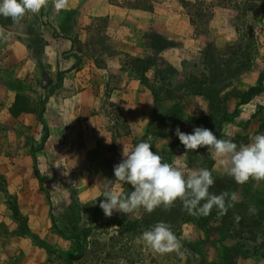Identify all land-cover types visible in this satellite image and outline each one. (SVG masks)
Wrapping results in <instances>:
<instances>
[{
    "label": "rangeland",
    "instance_id": "rangeland-1",
    "mask_svg": "<svg viewBox=\"0 0 264 264\" xmlns=\"http://www.w3.org/2000/svg\"><path fill=\"white\" fill-rule=\"evenodd\" d=\"M176 1L188 18L189 13L192 15L188 34L182 37L176 34L175 47L165 55L153 54V60L150 55L128 58L138 75H144L147 68L155 74L153 81L144 80L153 91L144 134L133 132L131 138H120L130 132L121 107L111 99L108 86L96 89L95 104L101 116L98 121L103 127L98 131L95 148L99 158L96 156L94 162L83 161L82 154L88 151V145L76 140L79 139L77 131H52L59 139L49 137L47 144L35 151L39 159L48 155L46 160L41 158L42 163L38 161L42 164L40 178L31 168L21 179L13 180L21 184L19 193L13 195L24 216L27 233H21L18 220L12 217L0 190V264H48V248L70 256L76 255L78 247L82 257L72 264H264V248L246 256L243 252L246 244L240 238H264V181L235 183L217 167L206 148L185 152L175 135L177 126L182 132L191 133L195 127H201L194 119L203 117L207 126L224 112L232 111L240 100V93L256 84L260 72L261 92L238 105V112L221 122V132L238 145L249 143L252 135L264 134V0H189L195 1L192 6ZM123 2L143 8L151 5V0ZM69 9L72 12L65 23L62 19ZM75 11L74 8L57 11L49 4L38 15L26 14L18 25H1L6 33L17 38L12 51L21 53L20 44L24 43L30 61L37 62L42 69L30 81L24 76H15L14 66L18 64L8 65L6 61L0 63V77L6 75L3 69L10 70L14 77L28 80L31 89L42 93L44 88L39 81L44 77L55 80V71L45 68L49 64L44 57L47 41L43 30L53 28V34L78 35ZM104 23L103 18L98 19L99 27ZM179 29L176 26L175 31ZM149 31H145L146 36ZM181 31L185 30L181 28ZM74 46L81 48L82 56H96L100 64L102 50L90 49L87 43ZM50 81L46 80L44 86ZM21 117L20 121L1 117L0 155L4 164H9L13 155L30 156V146L39 143L40 124L36 119L27 124L25 115ZM142 141L151 143L153 151L165 162L185 170L208 168L216 180L211 191L217 194L235 191L240 202L223 216L214 208L207 217H193L177 201L170 211L157 208L151 214L141 210L136 216L114 213L106 217L97 207L96 198L102 195L107 180H113V187L122 190L120 182L114 181V165L122 160L123 145L132 148ZM57 156L64 160H57ZM250 207H255L258 214L249 215ZM235 215L241 219L236 221ZM161 221L171 225L188 250L184 258L175 253L157 254L142 241V232ZM241 222L251 232H240Z\"/></svg>",
    "mask_w": 264,
    "mask_h": 264
},
{
    "label": "crops",
    "instance_id": "crops-1",
    "mask_svg": "<svg viewBox=\"0 0 264 264\" xmlns=\"http://www.w3.org/2000/svg\"><path fill=\"white\" fill-rule=\"evenodd\" d=\"M67 8H74L78 15L77 38L81 43H87L90 49L102 50L101 60L98 59L100 61L98 64L96 56L89 58L82 56L81 49L72 44L67 38L68 35L53 34V28H50L51 31L43 30L42 35L47 41L44 45V57L49 64L45 65V68L55 73L58 70H65L60 86L48 96L45 103L43 118L48 136L44 146L49 137L59 139L52 131L60 129L77 131L79 139L76 140L88 145V151L82 154L83 161L86 159L88 162H94L99 155L95 150L98 131L103 129L99 126L98 120L101 116L95 104V90L108 86L111 99L120 105L130 131L120 138H131L133 132L137 135L144 134L153 102V91L147 83L153 81L155 74L147 68L144 72L147 83L141 81L140 75L128 58L150 55L153 60V54L165 55L166 51L175 47V44L156 48L145 35V31L149 29L175 42L176 34H180V37L188 34L189 18L176 0H151L150 8L128 5L123 0H69ZM100 18L105 20L103 27L98 26ZM62 21L64 22V18ZM176 26L180 27L177 31L179 33L175 31ZM181 28L185 31L182 32ZM13 42H18L13 35L9 41L0 40V63L8 61L6 63L8 65L18 64L14 66L15 76H24L29 80L38 76L42 69L40 64L30 61L24 43L20 44L22 52L15 54L12 51ZM21 59H25L23 64L20 62ZM46 80L49 82V79L44 77L42 87ZM13 96L9 88L0 83V125L2 116L6 120L20 121L22 114L25 115L27 124L34 123L35 116L31 113H22L17 117L10 115L9 106ZM110 127L114 130L113 125ZM80 132L84 133L83 137L80 136ZM47 157L48 155L41 158L46 160ZM41 158L36 156V166L40 175L42 164H38V161L42 163ZM57 160H64V157L57 156ZM3 162L5 160L0 155V174L5 179L8 192L19 193L20 181L13 180L21 179L31 168L33 171V158L28 154H17L10 156L9 164ZM23 168L24 170H21Z\"/></svg>",
    "mask_w": 264,
    "mask_h": 264
},
{
    "label": "clouds",
    "instance_id": "clouds-1",
    "mask_svg": "<svg viewBox=\"0 0 264 264\" xmlns=\"http://www.w3.org/2000/svg\"><path fill=\"white\" fill-rule=\"evenodd\" d=\"M51 4L57 11L68 7L69 0H0V16L20 24L26 14L38 15ZM11 33L0 28V40H8ZM175 135L186 151L206 148L222 173L243 185L251 181H264V134L249 137V143L237 144L231 137L218 138L205 127H195L191 133L182 132L179 126ZM114 177L121 185L131 186L130 192L116 190L113 180H107L103 200L99 207L106 217L114 213L136 216L143 212L151 214L157 208L170 211L179 201L184 211L193 217H207L215 208L223 216L240 202L237 192L211 191L216 180L208 168L185 170L169 162L153 151L151 143L142 141L132 148L123 145L122 160L114 165ZM99 198V197H97ZM249 215L258 210L250 207ZM236 221L241 217L235 215ZM142 241L155 253H175L184 258L188 253L181 240L166 222H158L144 230Z\"/></svg>",
    "mask_w": 264,
    "mask_h": 264
},
{
    "label": "trees",
    "instance_id": "trees-1",
    "mask_svg": "<svg viewBox=\"0 0 264 264\" xmlns=\"http://www.w3.org/2000/svg\"><path fill=\"white\" fill-rule=\"evenodd\" d=\"M227 1L230 2L231 0H227ZM180 2L183 3V6L184 5L192 6L193 4H195V1H189V0H180ZM235 9L237 10V6H235ZM71 12H72V9L66 10L65 17H64L65 23L68 22ZM190 16L192 17V15H190L189 13V19L192 21V18H190ZM10 24H13L10 18H4L3 16H0V25H10ZM76 36H77L76 34H69L67 36V38L72 42L73 45L74 44L79 45L81 43V41ZM147 38L149 39V41L154 42V46L156 48H163V47H167V46H171L175 44L174 41H171L165 38L164 36L156 32H153L151 30L149 31V33H147ZM78 48L81 49L79 46ZM3 71L6 73V75L4 77H0V83L7 86L9 90L12 91L14 94L13 101L11 105L9 106L10 115L13 117H17L22 113H31L35 116L36 121L40 123L41 125L42 133L40 135L38 145L30 146V153H31V157L33 158V173L37 178H40L39 171L36 166L35 151L38 148L43 146L48 136V129H47L46 123L43 118L44 111H45V103H46L48 96L51 95L54 92V90L60 86L65 70L56 71L54 82L50 81L49 77H47L51 83H49L47 87L43 86L44 91L42 93L31 89L29 85L30 83L28 80L24 78L14 77L11 74L12 72L10 70L3 69ZM145 78L146 77L143 75V73H141L140 80L144 81ZM261 78H262V72L259 73V77L256 81V84L249 86L245 91L240 93V100L239 102L236 103V107L232 111L224 112L220 118L213 120L212 123L208 124L207 126L204 125L202 121L204 120L203 117H199L194 120L199 122L201 127H205V128H208L214 131L218 138H221V139L225 138L224 134L221 132V122L225 120H229L231 116L235 115L238 112L237 111L238 105L247 102L252 96L261 92L262 90ZM40 83L41 82L39 81V84ZM233 141L236 143L235 140ZM0 190L4 194L7 205L9 209L11 210L12 217L18 220L19 229H21V233L23 234L24 232H26V229L24 227V216L20 213L18 209L15 196L11 194L10 192H8L7 187H6V182L2 174H0ZM131 190L132 189L130 185H127V184L122 185L121 191L130 192ZM98 197L99 198H96L97 207L99 206L100 201L104 199L102 195H99ZM51 220H52V217H51ZM242 224L243 222H241L240 232H243V233L247 231L251 232V230L249 229L250 227H245V225H242ZM22 229L24 230L23 232H22ZM240 238L243 239L242 243L246 244V245H243L244 246L243 252L244 254H246V256H248L251 252L255 253L259 249L261 250V248H264V238L259 239L255 236H252V239H245V240H244V237L243 238L240 237ZM242 243H239V244H242ZM47 254H48V264H72L73 260H79L82 257V250L80 247H78L76 249V255L67 256V255H61L60 252H58L55 249L48 248Z\"/></svg>",
    "mask_w": 264,
    "mask_h": 264
}]
</instances>
